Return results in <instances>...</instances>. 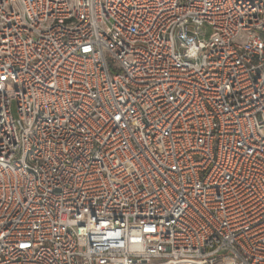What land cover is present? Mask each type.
<instances>
[{
  "label": "built area",
  "instance_id": "1",
  "mask_svg": "<svg viewBox=\"0 0 264 264\" xmlns=\"http://www.w3.org/2000/svg\"><path fill=\"white\" fill-rule=\"evenodd\" d=\"M0 264H264V0H0Z\"/></svg>",
  "mask_w": 264,
  "mask_h": 264
}]
</instances>
